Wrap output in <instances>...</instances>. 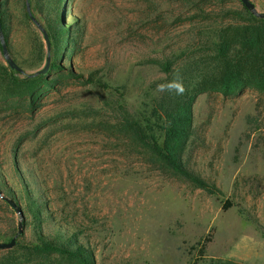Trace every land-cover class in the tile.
Segmentation results:
<instances>
[{
    "label": "rangeland",
    "instance_id": "obj_1",
    "mask_svg": "<svg viewBox=\"0 0 264 264\" xmlns=\"http://www.w3.org/2000/svg\"><path fill=\"white\" fill-rule=\"evenodd\" d=\"M250 1L264 14V0ZM30 4L49 39L61 21L70 43L51 37L48 46L26 0L0 1L9 55L22 70L0 48V242L21 222L6 198L24 217L0 264H79L36 250L43 228L77 229L96 264H199L196 246L208 238L207 262L264 264V19L241 0ZM58 48L65 56L56 59ZM55 62L59 70L34 77ZM228 62L239 64L245 86L224 97ZM189 101L194 129L183 159L215 194L164 170L133 134L161 139L156 121ZM29 193L52 217L44 224Z\"/></svg>",
    "mask_w": 264,
    "mask_h": 264
},
{
    "label": "trees",
    "instance_id": "obj_2",
    "mask_svg": "<svg viewBox=\"0 0 264 264\" xmlns=\"http://www.w3.org/2000/svg\"><path fill=\"white\" fill-rule=\"evenodd\" d=\"M26 16L30 21H33V18L36 20L32 10L30 14L27 11V7ZM59 22L60 25L58 24L52 30L53 32L51 37L53 41L58 42L59 38L62 37L63 44L70 43L68 36L69 34L67 35L68 28L61 27L63 26V23L61 21ZM54 23H56V21H54ZM51 37L49 40H51ZM6 44L8 47L7 41ZM0 48H2L1 44ZM72 53L73 52H70V54ZM51 54L52 53L50 52L49 55L51 56ZM64 56L65 54L60 51L59 48L55 51L56 59ZM59 69L60 65L55 62L50 66L47 74ZM39 78L41 77L33 79L37 80ZM244 86L245 83L241 77L239 64L237 65L235 62H228L219 92L224 97H230L233 94L243 90ZM258 86L264 90V78L258 81ZM193 106V101H189L188 103L180 106L174 112L165 113L163 116L159 117L156 123L160 130L161 139L156 138L154 134H146L144 131H142V129L137 130L135 127H133L132 130L136 139L154 156L156 161L162 166L164 170L179 175L196 188L205 190L210 194H215V188L202 179L198 174L193 172L183 159L187 144L193 137ZM160 140H162V143H160ZM28 199L30 202L29 209L38 223L44 224V219L47 222L52 218L50 215H47V210H42L41 206H43L42 204L44 203L32 198L31 193H29ZM44 199L45 198L43 197L42 200L44 201ZM229 207L230 203H227L224 208L227 210ZM79 236L80 235L78 234L77 229H75V231L72 233H62L61 231L54 230L48 234L44 232L43 228L37 237L38 245H36V250L44 253H58L76 260L79 264H96L93 253L88 247L81 243ZM210 242L211 238H208L203 243L200 242L197 244L196 247L201 248V259L198 261L199 264H241L232 260H210L207 262V259L205 258V252ZM196 247L193 250L197 251Z\"/></svg>",
    "mask_w": 264,
    "mask_h": 264
},
{
    "label": "water",
    "instance_id": "obj_3",
    "mask_svg": "<svg viewBox=\"0 0 264 264\" xmlns=\"http://www.w3.org/2000/svg\"><path fill=\"white\" fill-rule=\"evenodd\" d=\"M1 1V0H0ZM242 4L244 5V7L246 9H248L253 15H255L258 18L264 19V14L258 13L255 5L250 1V0H241ZM26 7H27V11L31 14V4H30V0H26ZM33 17V16H31ZM33 22L37 25V27L42 31V33L44 34L45 40L48 44V46L50 45V41H49V35L47 33V31L35 20V18H33ZM0 44L2 47V53L5 57V59L7 60L9 66L12 69H15L19 72H22V70L16 65V63L11 59L10 55H9V51H8V47L7 44L5 42V38H4V34H3V28H2V22H1V15H0ZM49 71V63L47 64V66L42 69L41 71H38L34 77H37L39 75H45L47 74ZM0 197H3L2 192L0 191ZM7 202L17 211V213L20 215L21 217V222L19 224V232L17 233V235L8 243L6 242H0V250H11L13 249L16 245H17V240L18 238L23 234V212L21 211V209L18 208V206L10 201L9 199H6Z\"/></svg>",
    "mask_w": 264,
    "mask_h": 264
},
{
    "label": "clouds",
    "instance_id": "obj_4",
    "mask_svg": "<svg viewBox=\"0 0 264 264\" xmlns=\"http://www.w3.org/2000/svg\"><path fill=\"white\" fill-rule=\"evenodd\" d=\"M180 91H182V89H180Z\"/></svg>",
    "mask_w": 264,
    "mask_h": 264
}]
</instances>
